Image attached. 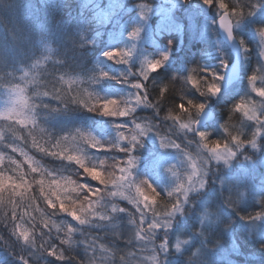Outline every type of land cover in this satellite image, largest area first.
<instances>
[{"label":"trees","instance_id":"trees-1","mask_svg":"<svg viewBox=\"0 0 264 264\" xmlns=\"http://www.w3.org/2000/svg\"><path fill=\"white\" fill-rule=\"evenodd\" d=\"M8 1L0 0V53L3 52L4 56L13 55L15 60L11 61L6 69L0 70V78L16 81L13 84L0 86V113H8L10 109L24 108L27 116L33 119L26 120L24 124L18 123L13 114L12 119H0V133L3 134V140H0V154L4 157L3 162L0 163V173L11 178L10 181H5V190L0 193V200H2L0 219L4 218V224L0 226V240L17 238L21 229L27 230L32 239L31 227L34 228L37 224L45 227L46 221L45 229L50 231L46 237L48 242L52 239V227L58 226L60 229L58 243L62 247L66 245L77 247L76 244H80L76 250H82L81 243L89 242L93 247L100 249L105 246L104 230L112 224L111 218L115 215L120 218L124 216V211L114 212L113 206L116 205L125 211L137 210V206L128 201L108 199L100 202V206L96 207L98 215L90 217L82 225L67 212L60 211L58 202L55 210L49 207L47 200L41 195V186L37 182L41 179V174L43 173L45 181L53 179L68 181L76 176L79 178L83 170L74 162L61 160L39 151L33 146V140L49 152L62 151L65 155L86 153L92 158L88 162L95 164L100 159L95 149L91 147L92 137L102 136L104 139L112 140V144L119 143L121 147H129L133 134H137L140 142L145 140V134L139 136L138 130H130L136 123L141 124L146 129L145 133H148L149 127L146 124L149 120L163 125V121L169 119L168 117L179 116L180 120L177 123L188 122L187 114L196 115L197 112L192 105L188 104L189 100L193 101V104H207L206 109L213 108L216 111L218 130L212 136H208L207 142L210 144L216 140L222 142V136L226 141L224 132L230 131L236 121L248 124L249 131L253 129V125L243 118V111H235V105L241 100H244L247 105L250 96L247 86L251 75L259 77L256 83L264 81V75L260 74L264 70L262 58L257 55L249 58L247 68L243 72V83L235 90L236 92L222 95L220 93L217 96L207 92L208 86L213 83L221 87L223 75L231 63V53L219 41L214 28L216 18L223 11L219 9L220 0H214V6L211 8L206 6L203 0H95V6L76 2L78 9L75 11L76 36L77 39L81 36L83 39L80 40L79 47L72 48L62 57L64 63H58L60 58L55 56L45 60L52 53L46 45L35 44L25 31L27 28L38 25L44 11L43 0H24L23 3L21 0ZM50 2L54 7L65 5L64 0H50ZM224 2L229 6L228 13L235 23L249 24L259 19L261 13L264 14V7L257 4L259 10L255 11L254 15H247L252 8L246 0H224ZM4 11L8 13L7 19ZM241 11L244 14L242 19L233 14ZM14 18H19L18 29L20 30L3 32L1 27L11 23ZM238 19L240 20L237 22ZM205 24L211 25L205 33L194 30L195 27ZM135 29L140 30L139 36L131 39L130 35ZM236 36L238 37L237 33ZM241 41L243 39H240V43ZM243 45L241 44L242 47ZM116 49L130 53L127 63L117 64L115 60L107 59L105 54ZM163 54H167L169 60L158 72L149 73V79L157 73H165V75L168 73V77L165 78V84L155 91L153 87H149V79L144 80L140 73L146 66V61L158 60ZM37 60L41 61L40 65L33 69L32 65ZM172 60L180 62L186 60L180 72L177 71L173 75L167 70ZM193 69L196 71L193 72ZM25 71H31L30 77L27 80H21L20 77ZM102 73H107V77L102 76ZM120 73L126 80L115 81L113 77ZM192 77L199 81L198 87L193 86L190 79ZM133 83H142L145 87L137 90L132 87ZM261 86H264V83ZM165 88L167 91H164ZM13 89L23 91H13ZM144 90L147 92L148 103L152 107L136 104V96L143 97ZM201 91L207 95L202 96ZM236 93L238 95L234 97ZM116 99L121 100V109L128 107L135 108V111L124 117H99L95 109L92 112L88 111L89 107L98 106L105 100ZM25 101L27 107L24 106ZM254 102L257 105L259 100ZM181 104L188 108L187 112L180 110ZM197 119L198 117L195 116L193 120ZM116 123H127L128 127L117 129ZM155 128L153 127L154 130ZM41 129L44 131L41 132ZM30 132L31 135H29ZM255 132L256 130L252 134ZM120 133L128 139H122ZM65 136L69 137L67 141L63 140ZM72 137H75V140ZM57 144L59 147H56ZM13 147L17 151H12ZM97 152L102 151L97 150ZM117 152L121 153L119 150ZM135 152L129 155L139 157L144 163L150 161L142 150ZM121 155L124 160L122 164H124L129 156L124 153ZM30 164H38L40 170L33 173ZM257 168L264 169L262 165ZM142 172L152 182L161 183L165 180L161 179L165 174L163 168L155 167L151 170L149 167H144ZM114 173L117 177L121 175L117 171ZM21 174L30 187V191H27L25 187L17 188L16 191L22 193L17 196L13 193L11 183L12 181L20 183ZM61 183L63 185L64 182ZM179 183L182 181L180 180ZM97 185L91 188L93 191L89 192L90 195L96 193L95 190L100 184ZM174 187L175 180L164 184L163 194L167 200L164 199V195L152 196L158 201L157 207L160 210H163L165 205L170 210L180 198L179 192L171 197L167 195ZM109 190L116 189L109 185ZM126 191L128 195L134 193L133 188L131 192ZM33 198H35L34 202ZM52 199L55 200V197ZM105 210H107L108 218L102 220L99 217L105 216ZM28 216L31 219V227L24 222ZM67 228L73 230L70 243L61 244L60 241L66 238ZM34 238L38 244L37 237L34 236ZM240 243L241 238L233 236L232 249H237ZM3 254L7 252L5 245H2L0 241V264H7ZM96 256L94 254L89 258L86 257L89 260L88 263L98 264L99 260L95 261ZM246 258L254 259V257ZM131 262L130 257L118 250L112 251V259L111 257L105 259V264H132Z\"/></svg>","mask_w":264,"mask_h":264},{"label":"clouds","instance_id":"clouds-1","mask_svg":"<svg viewBox=\"0 0 264 264\" xmlns=\"http://www.w3.org/2000/svg\"><path fill=\"white\" fill-rule=\"evenodd\" d=\"M246 3L251 5L253 13L257 11L255 5L264 7V0H246ZM74 4L75 0H66L63 7H54L50 0H43L44 11L38 25L25 29L35 44L46 45L52 53L45 60L55 56L60 58L58 63H64L62 57L80 46L83 37L77 39L76 36ZM7 58L10 62L11 57ZM40 62L37 60L32 68H37ZM30 72L25 71L20 79H29ZM15 81L0 78V86ZM211 85L218 89L212 96L219 95L220 86L217 83ZM201 95L206 96L207 93L203 91ZM204 107L206 109L207 104ZM200 114L197 111L196 117ZM13 115L20 119L28 117L24 108H19ZM187 120L189 128L196 122L191 115ZM252 148L259 152V146ZM242 149V145L234 144L217 154L208 152L201 156L197 179L179 183L183 180L180 176L175 180V187L167 195L171 192L174 196L179 189L176 211L171 212L167 205L163 210L153 209V218L163 217L155 220L164 229L160 233L163 240L147 254L148 261H140L139 264H264V169L259 176L244 169L243 164L235 160ZM245 159L252 160V157L245 156ZM136 160L138 166L140 158L136 157ZM212 161L215 165L211 164ZM143 181L149 182L146 178ZM144 185L148 187V184ZM233 236L241 238L235 250L231 247ZM147 238L151 241L153 233L149 232Z\"/></svg>","mask_w":264,"mask_h":264},{"label":"snow or ice","instance_id":"snow-or-ice-1","mask_svg":"<svg viewBox=\"0 0 264 264\" xmlns=\"http://www.w3.org/2000/svg\"><path fill=\"white\" fill-rule=\"evenodd\" d=\"M204 4L208 7H213L214 6V0H203ZM228 5L224 2V0H220L219 3V9L223 10L221 12V16H220V26L227 32L228 36L230 38L233 37V24L232 22L228 19L229 13H228ZM255 8L257 9V11L259 10V6L255 5ZM234 15L240 17V19H242L244 17L243 12H234ZM255 13H253L252 11L248 12V15H254ZM238 19L237 22L240 20ZM139 29H135L133 30V32L130 35L131 39H136L139 36ZM257 34L260 37V42L261 44H264V28H259L257 29ZM241 44L243 45L244 42L241 41ZM248 49L245 46V51H247ZM106 57L108 60H115V63L117 64H123V63H127V58L130 56V53L127 51H119V50H112V51H108L106 54ZM262 55H264V53H262ZM169 60V56L167 54H163L161 56L160 59L158 60H154V61H146V66L144 67V69L141 71L140 75L143 77L144 80H148L149 79V73H154V72H158L160 69H162L164 67V65L166 64V62ZM196 70L193 69V72H195ZM27 75V73H26ZM104 77H107V73H102L101 74ZM258 76L257 75H251L249 77V82L252 86V91L256 93L257 96L264 98V87L261 88H257L256 87V82L258 80ZM191 82L193 84L194 87H198L199 85V81H197L194 77L190 78ZM132 87L139 90L141 88H144L145 85L142 83H133ZM13 91H20L22 92V89H13ZM164 91H167V89L165 88ZM218 89L213 86V85H209L207 88V92L211 95H215L217 93ZM201 94H203V91H201ZM57 99H59V97H55ZM264 101V100H262ZM136 104L140 105L143 104V106L145 107H152V105L150 103H148V97H147V93H145L143 95V97H141L140 95L136 96ZM189 105H192L198 112H203L205 111V107L203 103H198V104H193V101L189 100L188 101ZM24 106L27 107V103L26 101L24 102ZM264 105L260 104L259 108L262 107ZM44 107H47V105H44ZM95 107L97 106H93V107H89L88 111L92 112L94 111ZM98 107L101 109L100 111V115L104 116V117H124L129 115L130 112L135 111V108H128L125 107L123 109L120 108L119 106V102L116 100H105V102L103 104H99ZM179 108L181 111L183 112H187L188 108L185 107L184 104L179 105ZM17 110L16 109H10L8 111V113H0V117H4V118H10L12 119V114L15 113ZM235 111L237 112H241L243 111L244 116L249 120V121H255V123L258 125V128L256 130V133L253 135L251 140L245 141L244 139L241 138L240 135H235V136H231V140L233 142V144L235 145H242L243 147L247 146L248 144H251V146H259L257 144V139L259 138V136L261 134H264V119H261V114L258 112V108L256 103L253 102H249L246 106V102L244 100H241L238 104L235 105ZM17 118V117H16ZM170 118L174 119V120H179L180 117L179 116H170ZM33 119L31 117H26L24 119H20L17 118V122L20 124H24L26 120H30ZM34 122V120H33ZM196 123V122H194ZM117 129H121L123 127H125L124 124H118L116 125ZM180 127L182 129H187L189 131H191V129L189 128V125L187 123H181ZM135 128L139 130L138 135L139 136H143L146 132V129L144 127H142L141 124L136 123L135 124ZM150 130V129H149ZM44 130L41 129V132H43ZM29 135H31V132L29 133ZM121 138L122 139H128L127 137H125L123 135V133H120ZM200 139L201 141H204L203 143V148L206 149L209 153L212 154H217L221 151H225L228 150L230 148V145L228 143H223L216 140L213 141L211 144L208 143V134L205 132H200L199 133ZM69 139L68 136L63 137V140L67 141ZM73 140H75V137H72ZM87 139V138H86ZM0 140H3V134L0 133ZM140 144V141L137 138V134H133L131 137V140L129 141V147H121L119 145V143H116L113 145V147H117L119 148V151L121 153H124L125 155H128L129 158L127 159V166L126 167H119V171L121 173L120 176H116L115 173H102L100 171H97L96 169V165L94 164H90L88 161L91 160L92 158L90 156H88L86 153L83 152H78L77 154H67L65 155L62 151L57 152V151H51L49 152L47 149H45L44 147L38 145L36 143L35 140H33V146L37 147L39 149V151L41 152H45L47 155H51L53 157H56L58 159L61 160H68L70 162H74L76 165H78L83 172L89 176L92 180L94 181H98L100 184L105 185V187L107 188L108 185H112L113 189H116L114 191H109L108 195L110 196H117L119 195L122 199H126L129 201V203H133L134 205L137 206V209L139 210V203L142 201L144 202V207L145 208H149L150 205L154 206L156 204V198L152 197L150 199V197L145 194V191L139 186V185H135L134 181H130L131 178V171L130 169L134 168L136 166L135 164V157L129 155L131 152H134L136 150L137 145ZM161 145L163 147H169V144L164 143L163 140H161ZM172 147H175L176 149H180V145L179 144H175L172 143L171 144ZM56 147H59V145L57 144ZM91 147L92 148H100V149H104V144L98 140L93 138V142H91ZM12 151H17V149L15 147L12 148ZM233 154L235 155V150L233 149ZM24 154V153H22ZM26 155V154H24ZM3 155L0 154V163L3 162ZM12 163H16L15 161H12ZM103 163V162H101ZM123 163V162H121ZM31 167V171L33 173L39 171V167L38 164H30ZM194 172L192 173V175H190L188 177V180L191 182L193 180L194 177L199 176L200 174V169H198L196 167V164L193 163L192 165ZM49 175H51L49 173ZM10 181L11 178L10 177H6L4 176L2 173H0V193H3L5 190V181ZM20 183H16L15 181H12L11 183V187L13 189V193L17 196L22 195L21 192L16 191L17 188H21V187H25L27 189V191H30V187H28L27 182L23 180V175L21 174L20 177ZM39 183L40 187V192L41 195H43L45 197V199L47 200V203L49 205V207H51L52 209H56L57 208V202L59 203V210L62 212H67V214L71 217H73L75 220H77L80 224H85L88 219L90 217H95L98 215L97 211L95 210L96 207L100 206V201L102 200H97V201H93V202H87L88 201V197L84 198V201H81L79 204L76 203V201H72V205L71 206H67L65 203V199L61 198L60 195V191L63 187L62 183L60 181H57L55 179H53L52 181L48 182L46 184L45 179L43 178V173L41 174V179L39 181H37ZM69 185H73V187H70L66 190L68 191H77L78 189H85L87 188L89 192H92L93 190L91 188L88 187V185L84 184V185H79L76 184L75 181L72 180H68L66 182ZM143 184H148V187L151 188V191L153 193H155L157 196L159 195V193L157 192L156 188L153 187L148 181H143ZM133 187H135V196H138L140 198V200H136L135 198H133L132 195H128L127 191L129 188L132 189ZM183 187V186H181ZM47 189V191H46ZM124 189V190H121ZM97 195H99V189L95 190ZM177 192H179V189H177ZM170 197L173 196V193H169L168 194ZM52 197H55V200L52 199ZM33 198V202H34ZM150 201V203H149ZM0 202H2V200H0ZM179 203V201L177 200L176 204H173L170 211L171 212H175L176 208H177V204ZM113 211L114 212H122L125 211V209L119 208L116 205L113 206ZM79 213V214H78ZM27 214V213H25ZM100 219H107L108 217L106 216H100ZM143 218H144V214H141V223H143ZM45 227H47V222L45 221ZM157 228H163L162 225L156 223V221L154 220L150 225L148 229H143L140 228L138 229V233L137 236L140 240H145L148 239L147 235H144L142 233H149L152 232L154 233L155 230ZM57 231L59 232L60 229L57 226ZM72 232L73 230L71 228H67V232L65 233L66 238L62 239L60 242L61 244H69L70 243V238L72 236ZM15 235V233H13ZM30 233L27 230H22L19 232V235L17 236V239H22L23 241V245L26 246L27 248H31L33 250H35L36 253H39V255H43L44 253H47V255L49 256H55L56 259L58 260H63L65 257L63 256L62 252H57V250L55 248H52L51 251H49L48 248H45L43 244L40 245L39 249H37V245H36V241L35 238L30 239ZM21 259L23 260V264H30V261L25 259L24 257H21Z\"/></svg>","mask_w":264,"mask_h":264},{"label":"bare ground","instance_id":"bare-ground-1","mask_svg":"<svg viewBox=\"0 0 264 264\" xmlns=\"http://www.w3.org/2000/svg\"><path fill=\"white\" fill-rule=\"evenodd\" d=\"M5 2H9V1L5 0ZM59 7H62V6H59ZM4 14L6 15V19H7L8 18L7 11H4ZM19 24H20L19 18H14L11 21V23L9 22L7 24H4L1 27V30L3 32H7V30L14 31V29L20 30V29H18ZM249 26H253V27H256L258 29L264 28V19H255L254 21L249 23ZM58 27H59V25H58ZM210 28H211V25L205 24L203 26L195 27L194 30L205 33ZM243 41H244V45H243L244 52H246L249 57H251L252 55H257V57L262 58L264 56V55H262V53H264V49H263L264 44H261L259 38L244 36ZM245 46L248 49L247 51H245ZM231 59H235V57L231 56ZM185 61L180 62L179 60H172L169 62V66H168L167 70L170 73H172L171 75H173V73H175L177 71L180 72V68L185 63ZM166 77H168V73H167V75H165V73L164 74H162V73L155 74L153 76V78L151 77L149 79V83H148L149 87L150 86L153 87V89L156 91L157 88H161V86H163L165 84V78ZM113 79L115 81H123L125 79V77L122 73H120L119 75H115L113 77ZM240 85L241 84L236 81L235 88L240 87ZM142 92H143V94L147 93L145 90ZM189 115H191V114H187V116H189ZM191 116L194 119L196 115H191ZM163 124L167 125L168 123L164 122ZM173 125L177 126L179 124L173 122ZM247 126H248V124H242L239 121H236L231 126L230 131L227 130L224 132V135L227 138L225 141L223 139V136H222V142L228 143L229 145L233 146L234 144L231 140V136H235V135H240L241 138L244 139L245 141L251 140V138L254 135L252 133L254 132L256 127L254 128V125H253V129L251 131H249L247 129ZM166 128L167 127H165V126L163 127L160 124L158 127V130L164 132ZM216 130H218L217 125L210 120H206L205 125H204V129L200 130L199 132L202 131V132L207 133L208 136H212ZM172 136H173V139L176 140L181 145V150H178V151L188 152L194 148V146L191 142V138L189 136H186V135H183L180 133H176L175 131L172 132ZM247 149L250 150L249 144L247 146L243 147L242 150L245 151ZM262 155H264L263 152L254 153V157L257 158L258 161H260ZM235 160L241 162L242 157L236 156ZM261 165L264 168V163ZM261 170H262V168H256L254 170L253 174L255 176H259V175H261ZM180 176L183 177L182 181H185L187 179L186 175L184 176V175L180 174ZM166 179L168 181H172V179H170L169 177H167ZM163 197H164V199L167 200L165 195ZM164 202H162V203H164ZM167 202H169V200ZM149 203H150V201H149ZM157 205H158V201L156 200V204L154 206L150 205L149 208L143 207L141 214L143 213L144 216L148 215L149 217L153 216V209H159L157 207ZM155 219L159 220V219H162V217L157 216ZM30 221H31V219L28 216L24 222L31 227L32 223ZM126 221L127 220L125 218H120L118 215L113 216L111 218L112 224L110 226L106 227V229L104 230V234L106 237L105 246L103 248L98 249L96 247H93V245L89 242H83V243H81L83 245L82 250H76V248L79 247L80 244H76L77 247H70L68 245L62 247L61 245H59L58 240L60 238V231L58 232L57 228H55V227H52V229H51L52 239H51V241L48 242L46 240V237L50 233V231L48 229H45L44 226L37 224L34 228L31 227L32 238H34V236H36L38 239V244H37V241L35 239L37 249H39L41 244H43L45 248H48L49 251H51L52 248H55L58 253L62 252L63 256L65 257L63 260H58L55 258V256H49V255H47V253H44L43 255H39V253H36L35 250H33L31 248H27L26 246H24L22 239L18 240L17 238H14V237L11 239H4L3 238L4 241L0 240L1 244L5 245L6 252H7V254H3V255L7 260V264H20L23 262L21 257H24L25 259L29 260L30 264H89L88 263L89 260L86 259V257L89 258L90 256H93L94 254H96L98 257L97 256L95 257V261L100 260V261H103L100 264H105L106 258L111 257V259H112V251L118 250L122 254H124L127 257H130V259L133 260L135 255H136V252L138 251L137 248H134L132 246L134 244V242L143 243V242H147V241L144 240V241L139 242L140 239L138 238V236L134 237V229L129 224H127ZM3 224H4V218L0 219V226H2ZM29 226H28V228H29ZM22 230H24V229H21V231ZM11 231L12 230L10 229V232ZM161 232H163V231H161ZM157 240H160V242H162L163 236L161 235V237L158 239H156L153 236L151 241L153 242V244H156ZM143 247H145V246H143ZM143 247H138V248H143ZM139 253L140 252H138L137 254H139ZM249 259H251V258H249ZM136 261H137L136 264H138L139 261L138 260H136ZM134 264H135V262H134Z\"/></svg>","mask_w":264,"mask_h":264},{"label":"rangeland","instance_id":"rangeland-1","mask_svg":"<svg viewBox=\"0 0 264 264\" xmlns=\"http://www.w3.org/2000/svg\"><path fill=\"white\" fill-rule=\"evenodd\" d=\"M259 19H264V14L261 13V16ZM235 29L236 31L239 32V34L243 37V35H247L249 37H256V38H259V35L257 34V29L256 27H253V26H246L245 24L243 23H238L235 25ZM3 35V34H1ZM222 49V48H221ZM263 49H264V45H263ZM223 50V49H222ZM2 55H0V70H4L8 67V65L11 63V61H14L15 60V56L11 55V60L9 62L8 58L9 56H4V53L1 52ZM249 56L246 52H244V68L246 69L247 68V64H248V61H249ZM263 58V61H264V56L262 57ZM260 74L264 75V70L263 72H261ZM248 83V82H247ZM264 83V81H260L258 83H256V87L257 88H261V87H264V86H261L262 84ZM249 89V87H248ZM252 91V89H249ZM252 93H254L255 96L253 95H250L248 98V101H247V104L249 102H253L255 100H259V103L257 104V108H258V112L261 114V119H264V106L260 107L259 108V105L262 104L264 105V98H261L259 96L256 95L255 92L252 91ZM254 98V99H253ZM116 101L119 102V106L121 107L122 103H121V100L120 99H116ZM103 104V103H102ZM247 106V105H246ZM101 109H99V107L97 106L95 108V112L98 114L99 117H103L102 115H100V112ZM169 119H172L170 117H168ZM243 118L247 119L244 114H243ZM235 120V119H234ZM248 120V119H247ZM252 125H254L255 130H257L258 128V125L255 123V121H251ZM118 124H123V123H117L116 125ZM125 125V124H124ZM193 124L190 125V128H191V131H193ZM123 128H126L123 127ZM172 129L173 131H175L176 133H180L178 130H177V127L175 125H172ZM256 133V132H255ZM215 134V133H214ZM193 135L195 136L196 140H197V147H199L198 150L194 149L193 151L197 154V155H194V154H191L193 153V151H189V154H185V152H182L180 151L181 153H183L185 156H189L188 159L185 158V175L188 179V177L190 175H192V173L194 172V169L192 167L193 163L196 164V167L198 169H200V159H201V156L200 155H206L208 154V151H204V148H203V143L204 141H201V139L199 138V134H197L194 130V133ZM154 137H156V135L153 134ZM93 138L95 139H98L100 140L103 144H104V149H100V148H94L95 149V152L97 153V156L98 158L100 159L99 162L95 163L94 165H98V168L97 171H100L102 173H114V172H120L119 171V167H123V165H125L124 167L127 166V164H122L121 162H123L124 160L122 159V155L121 153H118L117 152V147H113L114 143L112 144V140H108V139H104L102 136H94L92 137V142H93ZM213 139L214 136H213ZM252 139V138H251ZM264 134H261L259 136V138L257 139V144L259 145V152H257L256 149H253L251 144H249V147H250V150L247 149L245 151H239L237 153V156H241L242 157V161H244V154L247 153L248 156H251L253 159H254V167H256V164L258 163L259 167L261 166V164H259V161L257 158L254 157V153H260V152H263L264 151ZM161 141V139H160ZM158 145V144H157ZM161 145V144H160ZM223 145V144H222ZM231 146V145H230ZM170 149V150H169ZM98 151H102L101 153H98ZM165 150L166 152L165 153H176L178 150L175 148V147H172L171 145H169V147H165ZM181 150V149H179ZM235 150V149H234ZM262 158H264V155H262ZM189 160V161H188ZM103 162V163H101ZM235 163V161H234ZM212 165H215V161H212L211 162ZM246 163H244L245 165ZM250 164L246 165L245 169L248 170V169H251L253 168L252 166H249ZM252 165V164H251ZM131 173H132V169H130ZM82 172V171H81ZM141 172H140V169H138L136 167V170L132 173L131 175V180L130 181H134V184L135 185H139L144 191H145V194H147L149 197H152L153 195H156L155 193H153L151 191V188L149 187H146L142 181L143 179H145V177L143 176H140ZM78 177L76 176L74 179H72V181H75L76 184H79V185H88L89 188H95L96 186H98L97 184L99 183L98 181H94L92 180L89 176H87L86 174H83V172L81 173V176L77 179ZM198 176L194 177L193 180L197 179ZM209 179H211V174L209 176ZM50 182V181H46V184ZM60 182H64L63 183V187H62V191L60 192L62 195L61 198H64L65 199V203L67 206H71L72 205V201H76L77 204H79L81 201H84V198L85 197H88V201L87 202H93V201H97V200H101V197H102V201H105L107 199H116V200H125V199H122L121 197H113V196H109L107 191L109 190V185L107 186V188L105 187V185L103 184H100L99 187H101L99 189V195H97V193L95 194H89V191H85V190H88L87 188L85 189H78L77 191L73 192V191H68L66 189L70 188V187H73V185H69L67 184L66 182L67 181H60ZM135 188V187H133ZM47 190V189H46ZM159 193V195H162L161 192H159L158 189H156ZM111 191V190H109ZM105 195V196H104ZM135 199L136 200H140V198L138 196H135V194H133ZM157 196V195H156ZM128 201V200H126ZM59 204V203H58ZM59 206V205H58ZM144 207V202H140L139 203V210H130V211H124V216L123 218H125L127 221L126 223L129 224L133 229H134V237H137V233H138V229L140 228H143V229H148L149 228V225L154 221L156 220L155 218H153V216L149 217L147 215L144 216L143 218V223H141V211ZM161 231H164V229H159L157 228L155 230L156 233H153V236L158 239L161 237V234L162 233ZM144 235H147L148 233L145 232V233H142ZM147 242H143V243H137V242H134V244L132 245L134 248H137V252H136V255L134 257V259L132 260V264H136V260H138L139 262L140 261H148V253L151 252V250L156 246V244L158 242H160V240H157L156 244H153L152 241H149L148 239H145ZM141 242V240L139 241ZM136 243V244H135ZM145 246V247H143ZM138 247H143V248H138ZM138 252H140L139 254H137ZM103 261H100L98 262V264L102 263ZM130 264V263H128ZM139 264V263H138Z\"/></svg>","mask_w":264,"mask_h":264},{"label":"water","instance_id":"water-1","mask_svg":"<svg viewBox=\"0 0 264 264\" xmlns=\"http://www.w3.org/2000/svg\"><path fill=\"white\" fill-rule=\"evenodd\" d=\"M228 19L230 20V17L228 16ZM231 21V20H230ZM218 28L220 31L221 36L223 37V39L225 40V42L227 43V45L231 48V50L233 51V54L235 56V62L233 64V66L231 67V69L229 70L227 76H226V82H225V86L227 87L228 85L233 84L234 82H236L240 76V47L239 44L237 43L234 35L232 38H230L227 34V32L220 26V23L218 22ZM208 112H205L202 115V119L203 122L205 121L204 119L207 117ZM212 118V115H211Z\"/></svg>","mask_w":264,"mask_h":264}]
</instances>
